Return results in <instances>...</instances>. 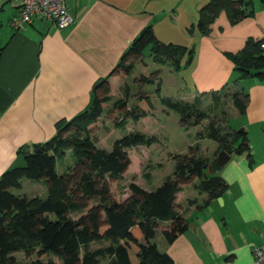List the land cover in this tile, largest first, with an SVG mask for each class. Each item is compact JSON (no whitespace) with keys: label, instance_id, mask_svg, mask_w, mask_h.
I'll return each instance as SVG.
<instances>
[{"label":"crops","instance_id":"0c3cea01","mask_svg":"<svg viewBox=\"0 0 264 264\" xmlns=\"http://www.w3.org/2000/svg\"><path fill=\"white\" fill-rule=\"evenodd\" d=\"M208 1L68 0L75 19L69 27L60 29L53 20L39 16L15 29L11 21L19 13L17 3L0 0V176L25 163L19 153L21 147L50 140L60 120H70L91 106L97 81L107 77L148 25L163 42L190 47L191 40L198 39V59L194 56L188 67L194 64L193 78L200 93L229 83L236 72L225 53L240 51L248 38L264 41V6L262 0L256 3L255 15L235 25L222 12L209 35H197L196 29L193 34L187 33ZM152 60L158 65L169 64V69L174 70L169 61ZM157 72L160 79H154L152 85L162 89L164 70L156 68L152 75ZM124 78L128 82L123 76L111 77L109 82L112 91L117 85L124 91L122 98L129 100L137 85L135 79ZM242 88L249 93L246 113L237 110L244 117L250 149L255 152L251 158L239 154L242 157L223 170L221 175L231 192L223 197L222 209L214 201L206 209L201 208L207 194H200L193 185L198 196L188 198V206L181 198L189 185L178 193L177 204L184 216L189 209L209 213H204L201 223L191 224L173 243L161 237L159 248L171 255L175 264H253L252 248L264 242V77L249 78ZM186 89L192 100L200 96ZM235 91L233 87L231 92ZM149 97L140 100L141 109L148 113L140 121L154 111L150 108L152 100L147 108ZM129 154L131 157L130 149ZM61 160L57 161L59 174L63 173L59 171ZM61 167L65 169L64 164ZM36 184L47 193L42 183ZM130 195L127 193L125 200Z\"/></svg>","mask_w":264,"mask_h":264},{"label":"trees","instance_id":"16d2710c","mask_svg":"<svg viewBox=\"0 0 264 264\" xmlns=\"http://www.w3.org/2000/svg\"><path fill=\"white\" fill-rule=\"evenodd\" d=\"M262 3L264 6V0ZM222 12L235 25L255 15V3L253 0H209L199 9L197 27H188V32L193 34L198 28L200 35H209ZM262 42V39L248 38L240 51L225 53L235 65L237 80L264 77ZM149 47L154 60L169 61L176 71L184 67L182 60L186 54L185 66H188L196 52L195 47L190 49L161 41L153 26H146L105 81L95 86L91 106L70 120H60L56 124L57 133L50 140L21 147L19 153L25 163L7 169L0 176V264H175L172 256L159 248L155 238L160 230L167 242L173 243L189 230L191 223L177 204L178 193L192 184L200 194H207L200 205L203 209L226 195L230 185L216 175L217 155L223 149L233 153L240 150L239 154H243L251 146L246 129L223 131L213 121L197 135L218 143L214 159L200 154L199 144L191 146L190 153L174 156L173 175L156 189L147 190L132 181L127 200L119 201L113 195L110 181L124 180L132 163L129 149L151 146L159 139L131 131L116 139L111 150H106L98 146L93 128L110 102L112 110H119L122 115L115 119L116 126L126 125L129 119L139 122L147 116L140 106L129 107L128 97L113 101L109 80L123 74L132 75L144 61ZM138 81L140 85L155 83L154 78L145 75ZM204 96L194 100L162 97L161 102L180 115L183 126L191 128L209 118ZM231 96L234 106L245 114L249 93L242 88ZM211 97L213 101L221 98L215 94ZM68 152L76 157L75 165L59 174L57 161ZM146 177L150 178L151 172ZM25 179L42 183L47 196L16 193L15 189H21ZM95 243L99 246L93 247ZM18 253H23L29 261L20 260ZM33 256L37 259L30 261Z\"/></svg>","mask_w":264,"mask_h":264},{"label":"rangeland","instance_id":"374dc122","mask_svg":"<svg viewBox=\"0 0 264 264\" xmlns=\"http://www.w3.org/2000/svg\"><path fill=\"white\" fill-rule=\"evenodd\" d=\"M253 1L255 5L261 2V0ZM198 20L199 17L195 22L194 27H197ZM196 30V34L198 35V28H196ZM194 32L196 31L194 30ZM198 44L199 42L197 38L194 40L192 39L189 44L190 47L188 48L191 49L195 47L198 49ZM197 49L194 55L195 58L197 57ZM143 59L144 61L137 65L133 71V74L128 76L130 80L135 79V84L137 85L136 88H134V90L131 92V97H129V107H134L136 105L140 106V100H142L144 97H147V95H150L149 106L146 107L149 109L150 102L152 100L150 108L154 109V111L149 117L143 119L140 122L131 120L126 125L116 126L115 119H117V117L121 118L122 115L119 110H112V103H109L106 106L105 114L93 128V134L99 147L106 150H111L116 139L131 131H141L149 135H155L159 139L157 143L150 147L138 146L130 149L132 164L126 172L124 180L110 181L112 193L119 201H124L127 198V193L131 194L129 184L132 181L136 182L138 185L147 190H154L160 186L169 176H172L174 173V156L177 154H185L187 152L190 153L189 149L191 146L199 144V153L214 159L218 150V143L209 138L200 139L197 135L198 132L204 130L210 122L213 121L216 126L222 127L223 131H238L241 128H245L244 117L239 114L237 108L233 105V98L230 95L233 93L231 92L233 87L237 90H241L242 87L246 86V82L249 81V79L237 80L236 77H238V74H234V77L231 79V81L223 87L200 93V89L195 84L193 78L192 72L194 64L191 67L188 66H190L192 63L188 66H185L188 59V54H186L182 60L184 67L178 72L175 69L170 70L169 67L171 66L169 64H156L152 60V51L150 47L145 51V56ZM145 62H147L146 65ZM156 68H162L164 70V72L161 74L163 77L162 89L157 90V86L152 84H147L146 87L144 84L140 85L141 83L138 81V79L142 76L141 74L151 76L154 79H160L158 72L152 75ZM121 76H123V79H126L124 78L126 75L123 74ZM125 81H127V79ZM186 87H188L189 90H192V92H197V94L200 96L205 94L203 97L204 108L209 114V118L203 120L201 125L191 127L190 129L181 124L180 115L176 111L166 108L161 102V98L164 96H175V98L182 99H186L188 97L192 100V96L186 95L188 94ZM113 92L115 95H113ZM111 94L114 96L115 101L122 98V95L124 96V91L119 90L118 86L116 85L114 91L111 90ZM213 94H215V96H220V100L216 99L213 101L211 98ZM164 108L166 112L164 111ZM254 152L255 150L251 149L249 151H245L243 154L245 156H249V154H254ZM242 155L233 153L231 160L226 165L217 167L216 175L222 176L221 174L223 170L228 167L235 159L242 157ZM62 159L63 160H61L59 163L60 172L64 173L70 166L75 165L76 157L71 152H68ZM62 164L65 165V169H62ZM148 172H151L150 178L146 177V173ZM36 183L38 182L25 179L23 181V187L21 189H15V192L27 195L28 197H46L47 193L45 192V188L43 186H41V188H37ZM195 196H198V194L193 190L192 184H190L189 186L185 187L181 199L185 200V205L188 206L189 201H187V199L195 198ZM214 203L217 208H223L224 204L219 199L215 200ZM204 213L209 212H201L200 210L189 209L186 211L185 216L188 218L191 224H195L196 222L201 223ZM74 216L78 217L79 215L75 214ZM157 235L158 236H156L155 241L157 243L160 242L161 244L160 239L164 236H161L162 232L160 230ZM98 246L99 244L97 243L93 244V247ZM16 255L20 260H27L23 253H18ZM35 259H37V257L33 256L30 261ZM43 259L47 261V258ZM55 259L58 263H61L58 258Z\"/></svg>","mask_w":264,"mask_h":264},{"label":"built area","instance_id":"2783aa9c","mask_svg":"<svg viewBox=\"0 0 264 264\" xmlns=\"http://www.w3.org/2000/svg\"><path fill=\"white\" fill-rule=\"evenodd\" d=\"M19 13L11 21L15 29H21L31 23L35 17L53 20L60 29L67 28L75 21L69 11L68 0H14ZM264 54V41L261 43ZM253 264H264V242L254 245Z\"/></svg>","mask_w":264,"mask_h":264},{"label":"water","instance_id":"95a60500","mask_svg":"<svg viewBox=\"0 0 264 264\" xmlns=\"http://www.w3.org/2000/svg\"><path fill=\"white\" fill-rule=\"evenodd\" d=\"M105 80L104 79H100L97 81L96 83V86H100ZM245 128H241L238 130V132H242ZM240 150H236L234 153H238L239 154ZM232 150H221L218 154V157H217V162H216V165L218 166H224L226 165L230 160H231V157H232ZM210 169L212 172H214V167L211 165L210 166ZM205 177H208V173H205ZM228 192L230 193L231 190H228ZM219 200L223 203V197H220Z\"/></svg>","mask_w":264,"mask_h":264}]
</instances>
